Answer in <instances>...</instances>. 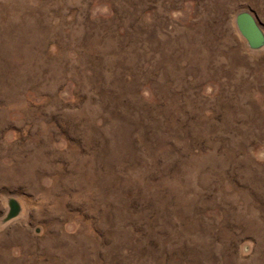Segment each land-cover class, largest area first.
I'll return each mask as SVG.
<instances>
[{"label": "rangeland", "instance_id": "374dc122", "mask_svg": "<svg viewBox=\"0 0 264 264\" xmlns=\"http://www.w3.org/2000/svg\"><path fill=\"white\" fill-rule=\"evenodd\" d=\"M240 11L264 34V0H0V264H264Z\"/></svg>", "mask_w": 264, "mask_h": 264}, {"label": "water", "instance_id": "95a60500", "mask_svg": "<svg viewBox=\"0 0 264 264\" xmlns=\"http://www.w3.org/2000/svg\"><path fill=\"white\" fill-rule=\"evenodd\" d=\"M234 25L238 34L245 41L250 50H258L264 46V34L255 18L249 12L240 11L236 13L234 17ZM17 210V204L14 201H10L7 218L14 217Z\"/></svg>", "mask_w": 264, "mask_h": 264}, {"label": "bare ground", "instance_id": "6f19581e", "mask_svg": "<svg viewBox=\"0 0 264 264\" xmlns=\"http://www.w3.org/2000/svg\"><path fill=\"white\" fill-rule=\"evenodd\" d=\"M22 28V27H21ZM32 30V29H31ZM21 35V34H20ZM34 35V34H33ZM20 37V36H19ZM30 39V38H29ZM20 40V39H19ZM29 41V40H28ZM33 44V43H32ZM17 49V48H16ZM20 53V52H19ZM9 100V99H8ZM25 103V102H24ZM35 159V158H34ZM82 229V228H81ZM119 230V229H118ZM19 234V233H18ZM115 234V233H114ZM112 237V236H111ZM2 241V240H1ZM116 243V242H115ZM26 244V243H25ZM71 245V244H70ZM66 251V250H65ZM5 256V255H4ZM60 261V260H59ZM72 264V263H71Z\"/></svg>", "mask_w": 264, "mask_h": 264}]
</instances>
